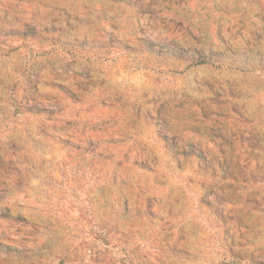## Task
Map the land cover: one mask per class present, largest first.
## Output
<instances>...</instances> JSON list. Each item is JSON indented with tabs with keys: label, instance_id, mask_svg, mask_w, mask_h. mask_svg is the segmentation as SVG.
<instances>
[{
	"label": "rangeland",
	"instance_id": "374dc122",
	"mask_svg": "<svg viewBox=\"0 0 264 264\" xmlns=\"http://www.w3.org/2000/svg\"><path fill=\"white\" fill-rule=\"evenodd\" d=\"M0 264H264V0H0Z\"/></svg>",
	"mask_w": 264,
	"mask_h": 264
}]
</instances>
